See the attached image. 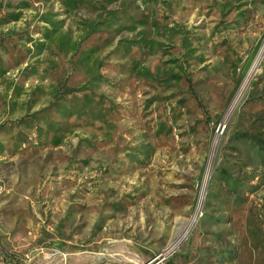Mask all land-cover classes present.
<instances>
[{
  "label": "rangeland",
  "instance_id": "1",
  "mask_svg": "<svg viewBox=\"0 0 264 264\" xmlns=\"http://www.w3.org/2000/svg\"><path fill=\"white\" fill-rule=\"evenodd\" d=\"M3 264H264V0H0Z\"/></svg>",
  "mask_w": 264,
  "mask_h": 264
},
{
  "label": "built area",
  "instance_id": "2",
  "mask_svg": "<svg viewBox=\"0 0 264 264\" xmlns=\"http://www.w3.org/2000/svg\"><path fill=\"white\" fill-rule=\"evenodd\" d=\"M2 258V247L0 245V259ZM0 264H3L2 262H0Z\"/></svg>",
  "mask_w": 264,
  "mask_h": 264
}]
</instances>
